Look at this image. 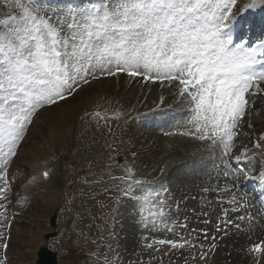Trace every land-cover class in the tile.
Instances as JSON below:
<instances>
[{
  "label": "snow or ice",
  "instance_id": "6c2138e0",
  "mask_svg": "<svg viewBox=\"0 0 264 264\" xmlns=\"http://www.w3.org/2000/svg\"><path fill=\"white\" fill-rule=\"evenodd\" d=\"M89 4L63 10L52 8L48 0L0 2L7 12L0 19V229L11 226L7 203L14 177L10 178L9 169L39 112L75 98L94 81L139 77L176 91L189 116L178 134L209 141L219 149L216 175L224 178V185L214 189L220 207L214 218L209 211L191 209L203 228H190L187 217L183 223L172 219L169 224L164 202L154 204L158 211L149 213L152 219L144 228L160 231L155 219L159 217L163 230L176 238H154L146 247L164 255L187 252L195 264H211L219 242L233 229L249 233L264 225V217L253 215L248 200L237 196L241 186L236 181L253 177L257 170L242 166L251 163L246 147L234 155L237 140L246 134L242 130L253 128L246 116L257 110L255 99L264 96V68H257L264 64V41L233 42L231 29L242 11L237 0H102L99 4L89 0ZM255 6L253 2L247 7ZM95 116L109 119L98 112ZM254 148L264 149V133ZM41 175L49 179L50 170ZM258 177L264 178V171ZM108 182L127 189L138 183L131 168L123 175L110 174ZM177 229L187 230V236ZM7 248L4 239L0 249ZM247 251L254 264H264V240L252 243ZM6 261L7 256L0 254V264ZM105 264H110L107 257Z\"/></svg>",
  "mask_w": 264,
  "mask_h": 264
},
{
  "label": "rangeland",
  "instance_id": "374dc122",
  "mask_svg": "<svg viewBox=\"0 0 264 264\" xmlns=\"http://www.w3.org/2000/svg\"><path fill=\"white\" fill-rule=\"evenodd\" d=\"M253 2H255L256 6L248 8L247 6ZM83 6L89 7L90 5L84 4ZM237 7L242 9V11L259 10L264 7V0H237ZM52 8L68 10L58 6ZM246 8L247 10H243ZM3 10L6 12L5 9ZM138 81L133 82L123 75L119 79L104 78L94 81L90 85L84 86L83 90L75 98H69L58 105L42 109L34 118V123L29 127L25 138L21 142L17 156L13 159L9 169L10 178L14 177V183L11 185L14 193L12 194V199L8 198L7 207L13 203L14 207L19 209V217L17 218L19 222L12 228L13 234L10 235V239L7 242L8 248L6 250L0 249V254L7 256L6 264H33V254L36 244L39 243V233L48 232V229L46 230L42 224L43 218L52 214L54 203L50 198L44 197L42 199V196L38 194L35 186H33V181L35 180L32 174L34 173L27 166L32 162L34 163L33 156L41 151L45 141L51 138L54 133H59L63 130L66 123L73 118H75L76 123L81 122L83 127L80 132L78 130L74 133L71 140L67 141V144L71 146L72 157L84 162L87 156L93 152L96 153L101 148L100 152L103 156L100 159L104 162L105 157L110 160L105 162L104 166L97 165L94 170L91 169L88 174L82 175V179L85 180L84 189L87 190V193L80 196L77 203L68 209L67 215L59 220L60 225L67 226L66 232L61 238L50 241L48 247L51 251L57 253L60 259L59 264H105L106 257L110 264H185L186 257H188V264H193L187 252L184 255H181L180 252L164 255L163 252H153L146 247V244L154 238L172 237L171 233L163 230L159 217L155 219L157 226L161 228L160 231H150L144 228L143 225L152 219L149 216L150 212L158 211V208H154L153 205L163 201L164 212L166 214L170 213L169 224H171L172 219H177L180 223H183L184 218L187 217L190 228L205 227V225L197 222L198 217L191 209L195 208L197 212L201 210L209 211L213 218L219 213L220 207L216 200L217 193L214 191L218 185L221 187L224 185V178L222 176L217 177L215 172L216 167L214 165L219 164V155H213L214 151L211 152L212 148H208L209 152H206L205 156L209 157L212 155V157H205L206 163H202L198 167L194 165L195 161H199L203 157L202 153L198 159L199 152H197V156L190 159L187 163L189 166L199 169L190 170V172L186 170V167H181L180 164L184 162L183 158L189 159L191 157L180 156L181 150L178 148L177 153H174L175 144L177 143L182 148L187 146L186 148L190 150L197 145L198 141L190 139V137H182L180 138L181 140L173 139L174 142L172 139H164V141H167H165L167 147H162L159 136L155 131L149 130L141 117L145 111L153 110L147 109L146 105L153 103L155 90L152 89V92L147 95V92L139 93ZM165 89L170 91L173 88L165 87ZM163 93L165 92L163 91ZM172 94L173 97L177 94L174 89ZM144 98H146L147 102H144ZM100 103H104L105 107L110 112H116V115L111 116L107 120L96 117L91 109ZM181 103L182 100L179 101L178 106ZM168 104H170V101ZM164 106L165 108L167 107L166 105ZM253 118H255L254 122L257 120V124L255 122L253 125L259 131L262 130L264 128V112H261L259 116L254 115ZM73 127L74 125L71 126V129ZM150 131L153 134L148 137ZM81 135H85L88 140L93 136L91 141H94L95 147H90L81 152L85 149V145L80 140ZM116 137H119V140L121 139L120 147L126 151V156L129 157V159L127 158L129 165H125L122 157L118 158V154H114L112 151L113 147H115ZM122 143L123 146L121 145ZM54 153H61L60 148L54 147ZM171 153L174 154L169 155L165 159V156ZM63 156L64 154L61 157L58 156V161L54 164V167L53 164L51 165V167L57 169V175L54 177L53 183L57 188L68 191L70 187L66 180L72 172V165L66 159V156ZM175 157L179 165L176 162L171 164L174 168H171L173 170L171 177L162 184L133 186L131 189H123L112 186L108 182L110 174L123 175L124 170L128 168L132 169L134 178L154 176L155 169L156 172L158 171L160 159L171 161ZM119 160L121 161L120 163L118 162ZM52 170L54 172V169ZM197 174H207V178L204 177L203 179L201 176L197 178L199 176ZM188 182H193L194 185ZM181 183L183 184L181 185ZM204 188H209L210 191L205 192L203 191ZM124 191H128V197L121 195ZM157 193L159 194L158 196L156 195ZM96 195L97 199L95 201H88L89 197ZM219 195L224 196L225 193H220ZM145 196L149 197L146 202L143 200ZM237 196H244V194L238 190ZM244 198L250 200L247 196H244ZM177 204L180 205L178 213L176 211ZM204 205L205 207H203ZM250 212L255 215L252 210ZM68 218L69 223H67ZM76 218L79 223L74 228V223L71 224V220L75 221ZM4 223L6 224L7 221H4ZM259 228L260 225H257L254 232L241 234L246 242V255H243L245 258L243 256L236 258L230 249V241H228L230 239L228 238L236 231L232 230L233 232L231 231L228 237L219 242V247L211 258V264H251V255L248 254L247 250L252 243L259 242L258 234L261 231V228ZM0 231L4 232L5 228L0 229ZM177 231H182L187 236V230L177 229ZM3 242L4 239H0V243ZM205 247H207V243H205ZM26 248L30 249L29 254H24Z\"/></svg>",
  "mask_w": 264,
  "mask_h": 264
},
{
  "label": "bare ground",
  "instance_id": "6f19581e",
  "mask_svg": "<svg viewBox=\"0 0 264 264\" xmlns=\"http://www.w3.org/2000/svg\"><path fill=\"white\" fill-rule=\"evenodd\" d=\"M254 12H256V11H254ZM260 12H264V10H261V11H258L257 10V14H259ZM170 90V89H169ZM173 90V89H172ZM172 90H170V91H168V90H166L165 88H164V92L165 93H163V95H164V98L166 99V98H168L167 96L169 95L170 96V98L171 99H173L172 100V103L174 104V106L175 107H179L178 106V104H179V102H176V99H177V97L176 98H172ZM168 94V95H167ZM167 100V99H166ZM181 101V100H180ZM177 105V106H176ZM181 105H184L186 108H187V106L185 105V103L182 101V103H181ZM177 117H175V118H171L170 120H167L166 122H165V124L164 125H161V126H159L158 128H156V131L159 133V132H164V131H166L168 128H170V127H172L173 128V130H177L178 132L180 131V130H183V128L185 127V125H186V122H187V120L189 119V116H188V110L186 109V110H178V115H176ZM169 132V131H168ZM160 134V133H159ZM179 136V135H178ZM178 136H176L175 138H172V141L174 142V140L173 139H176ZM182 137H184V136H180V138H182ZM165 139H170L169 138V136H166L165 137ZM191 139V138H190ZM189 139V140H190ZM181 140V139H180ZM184 140H185V138H184ZM166 141V140H165ZM171 141V140H170ZM187 141V140H186ZM167 142V141H166ZM188 142V141H187ZM165 143V142H164ZM168 143H170V142H168ZM171 145V144H170ZM189 145V144H188ZM172 146V145H171ZM187 147V146H186ZM168 149V148H167ZM172 151V150H171ZM162 152H164V151H162ZM170 152V151H169ZM158 157H161V156H158ZM163 159V158H162ZM196 162L197 161H195V164L194 165H196L197 167L199 166V165H201L202 163H206V160H203V161H200V162H198L197 164H196ZM212 164V163H211ZM209 165V164H208ZM215 166V165H214ZM188 168H191V169H186L187 171H193L194 169H199V168H196V167H191V166H189ZM212 169V168H211ZM190 171V172H191ZM159 172V171H158ZM207 172V171H206ZM209 172V171H208ZM214 172V171H213ZM216 172V171H215ZM152 174V173H151ZM154 174V173H153ZM215 174V173H214ZM187 175V174H186ZM197 175H199V176H197V178H199L200 176L201 177H203V179H204V177L205 178H207V174H197ZM191 176H193V175H191ZM210 176H211V174L209 175V178H210ZM189 177V176H188ZM196 178V177H195ZM212 178V177H211ZM189 179V178H188ZM214 179H216V178H214ZM191 180V179H190ZM198 180V179H197ZM202 180V179H201ZM185 181V180H184ZM188 181V180H187ZM194 181H196V180H194ZM199 181V180H198ZM204 181V180H203ZM220 181V180H219ZM180 182V181H179ZM197 182V181H196ZM199 182H202V181H199ZM208 182V181H207ZM189 183V182H188ZM192 183V185H194L193 184V182H191ZM191 183H189V184H191ZM203 183H205V182H203ZM179 184V183H178ZM183 183H181V185H182ZM198 184V183H197ZM206 184V183H205ZM214 184V183H213ZM191 185V186H192ZM199 185V184H198ZM218 185V184H217ZM189 186V185H188ZM196 186V185H195ZM200 186V185H199ZM203 186H205V185H203ZM214 186H215V184H214ZM190 187V186H189ZM196 188V187H195ZM194 189V188H193ZM197 189V188H196ZM199 189V188H198ZM198 191V190H197ZM243 192V191H242ZM184 193V192H183ZM239 193V192H238ZM217 200V199H216ZM209 202V201H208ZM206 203V202H205ZM204 203V204H205ZM202 207V206H201ZM203 207H205V205L203 206ZM214 207V206H213ZM212 207V208H213ZM207 208V207H206ZM219 208V207H218ZM214 210H217L216 208H213ZM251 211V210H250ZM213 212V211H212ZM218 212V211H217ZM260 217V216H259ZM260 228H261V231H260V234H258L259 235V241L260 240H264V225H262V226H260ZM259 228V229H260ZM259 229H258V231H259ZM234 231H235V229H233ZM133 231V230H132ZM137 232V231H136ZM233 232V231H232ZM242 233H244V232H237V231H235V232H233V235L231 236H229V238L228 239H230V240H228V241H230V249L232 250V252H233V254H234V256L236 257V258H241L246 252H245V240L243 239L244 237H242ZM240 235V236H239ZM249 237V236H248ZM258 240V239H257ZM225 243V242H224ZM246 255V254H245ZM233 256V255H232ZM244 257V256H243ZM251 257V256H250ZM245 258V257H244ZM235 259V258H234ZM251 259V258H250ZM240 260V259H239ZM238 261V260H237ZM242 262V261H241ZM245 264V263H244Z\"/></svg>",
  "mask_w": 264,
  "mask_h": 264
},
{
  "label": "water",
  "instance_id": "95a60500",
  "mask_svg": "<svg viewBox=\"0 0 264 264\" xmlns=\"http://www.w3.org/2000/svg\"><path fill=\"white\" fill-rule=\"evenodd\" d=\"M40 264H55L54 262V256L53 255H48L44 253L41 257Z\"/></svg>",
  "mask_w": 264,
  "mask_h": 264
}]
</instances>
